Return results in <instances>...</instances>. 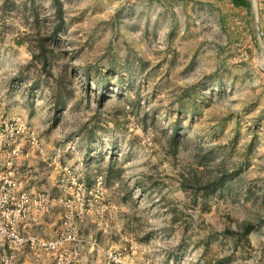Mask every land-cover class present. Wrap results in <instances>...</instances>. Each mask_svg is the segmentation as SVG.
<instances>
[{
  "label": "rangeland",
  "instance_id": "obj_1",
  "mask_svg": "<svg viewBox=\"0 0 264 264\" xmlns=\"http://www.w3.org/2000/svg\"><path fill=\"white\" fill-rule=\"evenodd\" d=\"M0 264H264V0H0Z\"/></svg>",
  "mask_w": 264,
  "mask_h": 264
}]
</instances>
